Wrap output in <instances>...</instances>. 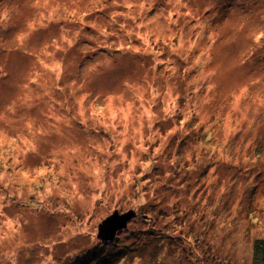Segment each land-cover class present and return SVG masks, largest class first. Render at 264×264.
I'll use <instances>...</instances> for the list:
<instances>
[{
    "label": "rangeland",
    "instance_id": "obj_1",
    "mask_svg": "<svg viewBox=\"0 0 264 264\" xmlns=\"http://www.w3.org/2000/svg\"><path fill=\"white\" fill-rule=\"evenodd\" d=\"M258 240L264 0H0V264H254Z\"/></svg>",
    "mask_w": 264,
    "mask_h": 264
},
{
    "label": "water",
    "instance_id": "obj_2",
    "mask_svg": "<svg viewBox=\"0 0 264 264\" xmlns=\"http://www.w3.org/2000/svg\"><path fill=\"white\" fill-rule=\"evenodd\" d=\"M133 216H135L134 211H130L126 214H119L118 212L114 213L112 217L108 218L100 225L98 235L103 237L105 232L107 230L110 231L109 229H111L110 232H112V235L109 238H113L116 231L118 229L125 228L128 225V220H131Z\"/></svg>",
    "mask_w": 264,
    "mask_h": 264
},
{
    "label": "trees",
    "instance_id": "obj_3",
    "mask_svg": "<svg viewBox=\"0 0 264 264\" xmlns=\"http://www.w3.org/2000/svg\"><path fill=\"white\" fill-rule=\"evenodd\" d=\"M254 264H264V240L256 241L254 248Z\"/></svg>",
    "mask_w": 264,
    "mask_h": 264
}]
</instances>
